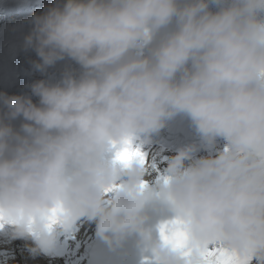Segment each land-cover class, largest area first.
I'll list each match as a JSON object with an SVG mask.
<instances>
[{
	"label": "clouds",
	"instance_id": "9594fccd",
	"mask_svg": "<svg viewBox=\"0 0 264 264\" xmlns=\"http://www.w3.org/2000/svg\"><path fill=\"white\" fill-rule=\"evenodd\" d=\"M211 3L217 11L210 0H57L31 18L33 67L70 60L81 71L38 80L31 95L0 93V223L50 248L54 225L87 217L105 239L140 233L157 264H184L144 228V164L105 152L185 114L206 142H226L215 156L178 154L160 190L183 222L192 264L216 247L264 259V0Z\"/></svg>",
	"mask_w": 264,
	"mask_h": 264
},
{
	"label": "snow or ice",
	"instance_id": "6c2138e0",
	"mask_svg": "<svg viewBox=\"0 0 264 264\" xmlns=\"http://www.w3.org/2000/svg\"><path fill=\"white\" fill-rule=\"evenodd\" d=\"M115 159L125 165H128L133 161H138L141 164L145 163L144 155L138 149L134 150L132 148L131 141H126L125 146L116 152ZM141 187H144V185ZM55 223L56 216L54 210L53 216L49 218V227L51 228ZM161 238L165 244L171 245L181 253L186 264H192V251H185L187 248V236L184 232L182 221L177 219L169 225L162 226ZM199 256L200 259L198 264H241V261L237 257L219 247L200 252Z\"/></svg>",
	"mask_w": 264,
	"mask_h": 264
}]
</instances>
